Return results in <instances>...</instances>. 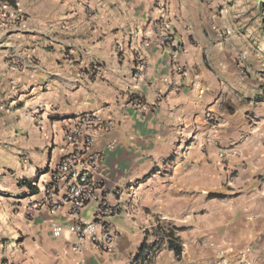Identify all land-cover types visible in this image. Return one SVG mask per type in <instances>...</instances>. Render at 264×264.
<instances>
[{
  "label": "crops",
  "instance_id": "crops-1",
  "mask_svg": "<svg viewBox=\"0 0 264 264\" xmlns=\"http://www.w3.org/2000/svg\"><path fill=\"white\" fill-rule=\"evenodd\" d=\"M63 7L49 16L34 3L19 5L28 16L0 23V196L27 216H16L23 236L12 233L2 260L131 264L160 222L180 228L182 252L177 258L163 246L151 264H264L262 88L244 93L248 80L241 76L229 88L227 75L237 71L209 16L187 0H166L163 11L154 0ZM158 16L176 45L158 43ZM81 112L104 120L92 146L102 153L95 177L107 192L120 188V212L109 219L117 242L109 252L73 251L70 234L55 238L50 230L51 222L67 221L65 207H32L67 149L63 129ZM111 140L117 145L108 151ZM218 146L228 148L224 160ZM87 207L91 218L96 204L83 212Z\"/></svg>",
  "mask_w": 264,
  "mask_h": 264
},
{
  "label": "built area",
  "instance_id": "built-area-1",
  "mask_svg": "<svg viewBox=\"0 0 264 264\" xmlns=\"http://www.w3.org/2000/svg\"><path fill=\"white\" fill-rule=\"evenodd\" d=\"M160 11L165 9L166 0H155ZM163 16L156 19L159 27L158 43L161 46L176 45L172 32L163 21ZM22 16H13L11 23H16ZM142 46L146 43L142 42ZM178 74L185 72L184 66H176ZM135 103H141L140 97ZM208 119L212 117L208 115ZM104 120L97 112H81L75 115L73 122L63 129V141L66 144L60 161L48 170V176L39 185L40 194L35 198L32 207L44 208L49 212H56L65 207L67 221L51 222V235L60 237L65 231L72 236L71 248L81 252L86 247L109 252L117 242V232L110 222V217L120 212L118 195L120 188L107 192L101 181L95 177L101 152L92 151V146ZM117 145L116 140H111L105 149L111 151ZM218 156L225 159L227 149L217 147ZM132 189V186L129 187ZM109 195L116 197V202L109 199ZM89 202H94L96 207L90 219L82 217V212ZM246 248L244 253H249ZM244 264H251L247 259Z\"/></svg>",
  "mask_w": 264,
  "mask_h": 264
},
{
  "label": "rangeland",
  "instance_id": "rangeland-1",
  "mask_svg": "<svg viewBox=\"0 0 264 264\" xmlns=\"http://www.w3.org/2000/svg\"><path fill=\"white\" fill-rule=\"evenodd\" d=\"M66 1L76 0H0V23L9 25L12 24L13 16H28L27 11H19L17 8L19 5L28 7L32 3L48 9L49 16L61 15ZM187 1L196 3L195 11L198 15L205 12L209 16L212 29L220 34L227 46L228 57L237 71V74L227 75L229 88L235 87L231 79L236 76L248 80L240 85V89L246 94H252L256 88L264 87V0ZM155 2L154 0V5ZM11 206L5 195L0 196V264H12L9 257L2 260L1 254L12 248V233L23 236L17 218L21 216L22 219H27L26 214L18 215L19 210ZM89 212L90 207H87L82 217L89 219Z\"/></svg>",
  "mask_w": 264,
  "mask_h": 264
},
{
  "label": "trees",
  "instance_id": "trees-1",
  "mask_svg": "<svg viewBox=\"0 0 264 264\" xmlns=\"http://www.w3.org/2000/svg\"><path fill=\"white\" fill-rule=\"evenodd\" d=\"M259 100L264 101V87H262ZM22 184L26 185L31 193H36L38 191V188L32 184V181L23 179ZM215 195L217 194H209L210 197H214ZM179 229V227L171 224L162 225L160 222L157 223L156 226L152 228L154 235L153 241L150 243H143L140 246L131 264H151L155 254L160 251L163 246L172 250L175 256L179 258L182 252V244L177 235Z\"/></svg>",
  "mask_w": 264,
  "mask_h": 264
}]
</instances>
